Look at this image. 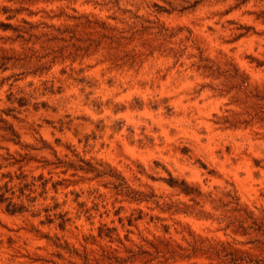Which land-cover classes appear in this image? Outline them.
Masks as SVG:
<instances>
[{
    "label": "rangeland",
    "instance_id": "374dc122",
    "mask_svg": "<svg viewBox=\"0 0 264 264\" xmlns=\"http://www.w3.org/2000/svg\"><path fill=\"white\" fill-rule=\"evenodd\" d=\"M1 23L0 185L41 179L8 182L0 264H264V0H0Z\"/></svg>",
    "mask_w": 264,
    "mask_h": 264
},
{
    "label": "trees",
    "instance_id": "16d2710c",
    "mask_svg": "<svg viewBox=\"0 0 264 264\" xmlns=\"http://www.w3.org/2000/svg\"><path fill=\"white\" fill-rule=\"evenodd\" d=\"M23 23H27L26 21L22 20ZM2 26L3 29H7V28H10V29H14V27H11L10 24H0ZM16 30V29H15ZM32 35V34H30ZM11 132H13L11 130ZM56 160H58V158H56ZM58 163H60L61 161L58 160L57 161ZM67 164V163H66ZM70 164V163H69ZM70 166V165H69ZM2 177H8V179L6 181H4L1 185H0V202H6L5 204V210L9 213H15V212H21L24 208V206L22 205V201H20V199H18L20 202L19 203H16V202H13L12 201V197H5L4 196V192L6 190H9L8 189V182H11L13 177L17 180L14 184H12L11 188H15L16 191H18V195L16 197H21L22 196V191H23V187L29 185V186H32L34 185V181L37 180V179H41V176L39 175L37 178H31V180L33 182H25V174L19 172L17 174H15L14 176H11L10 174L8 173H5V174H2ZM168 184L173 186L175 185L176 186V181H174V179L172 177H169L168 180H167ZM180 184L183 186L182 188H188V186L186 185V183L181 180L180 181ZM40 186H41V183H40ZM182 192L184 194H188V191L186 189H182ZM13 193V192H12ZM11 193V194H12ZM51 209V208H49ZM49 209H46L45 211H49ZM53 217H57L60 219V221L57 223V226L59 227V229H63V226H64V222L66 221V219H63L62 216H60L59 214H54L52 213ZM46 219L48 220L47 222L51 221L52 218H50V214H46ZM247 218H250V216H247ZM245 221V218H243L241 220V223ZM63 246V245H62ZM64 248H66L68 250V252L71 251V249L67 248L66 245L63 246ZM82 264H88V257L87 255L85 254L84 256H82Z\"/></svg>",
    "mask_w": 264,
    "mask_h": 264
}]
</instances>
